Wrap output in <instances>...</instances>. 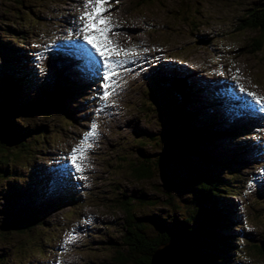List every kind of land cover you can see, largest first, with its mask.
<instances>
[{
    "label": "rangeland",
    "instance_id": "374dc122",
    "mask_svg": "<svg viewBox=\"0 0 264 264\" xmlns=\"http://www.w3.org/2000/svg\"><path fill=\"white\" fill-rule=\"evenodd\" d=\"M261 1L154 0L127 13L118 6L119 0H109L105 15H110L112 31L108 39L119 48H135L136 54L111 58L116 63L107 82L110 95L102 100L104 80L103 73L99 79L96 74L101 70L98 60H93L94 73L90 74L88 61L82 59L81 64L80 56L66 49L75 37L86 43L84 33L77 31L82 26L78 18L85 10V0H0V91L5 79L14 78L10 76L15 70L12 65L20 63L26 65L22 66L24 71L35 74L31 80L21 78L20 90L40 97L43 87L50 93L61 88L54 61L61 60L59 57L69 63L66 75L78 88L57 114L40 110L20 119L6 114L2 104L8 101L0 92V127L7 130L10 124L12 130L18 127L25 132L36 155L32 159L31 155L19 156L15 172L8 167L7 178L0 176V223L8 221L1 218L3 210L11 211L16 205L7 203L6 192H13L9 189L12 185L22 187L18 179L25 182L32 167L45 179L48 191L42 198L25 197V207L39 209L44 200L51 205L40 211L35 218L40 225L34 224L31 231L0 237L1 264H113V247H120L116 242L121 218L117 198L131 197L137 218L173 215L163 202L152 206L139 202L165 201L166 182L182 187L204 168L202 156L210 148L191 141L193 129L200 128L202 122L186 126L182 118L185 110L193 116L206 110L211 117L216 115L217 121L242 116L249 120L235 130L233 138L216 140L221 153L229 155L233 147L240 148L237 160L232 159V169L239 173L235 187L240 196H231L219 205H230L233 221L242 223H232L239 228L224 232L237 236L234 244L242 251L229 256L228 264H264V255L254 250L264 239V110L246 95L251 92L264 100V50L247 53L258 33L238 30L248 9ZM59 42L64 43L59 46ZM84 49L81 55L86 54ZM158 72L167 78L183 76L191 99L196 100L193 106L184 108L171 91L156 87ZM30 94L17 92L14 104L23 103L18 97L31 102ZM93 123L95 135L85 158L77 161L81 168L77 171L68 157ZM190 141L192 151L184 150ZM141 154L153 163L160 161L162 169L152 179L137 182L130 166ZM212 168H218L222 178L229 173L222 166ZM71 195L75 204H60ZM11 215L9 219L16 213ZM14 218L28 225L31 217ZM248 237L251 243H247Z\"/></svg>",
    "mask_w": 264,
    "mask_h": 264
},
{
    "label": "trees",
    "instance_id": "16d2710c",
    "mask_svg": "<svg viewBox=\"0 0 264 264\" xmlns=\"http://www.w3.org/2000/svg\"><path fill=\"white\" fill-rule=\"evenodd\" d=\"M153 1L154 0H119L118 6L123 8L124 12L128 13ZM238 30L254 31L258 33V39L252 41V46L250 45L247 48V53L255 54L258 51L264 50V44H261V40L264 38V0L259 2V5H254L248 9L246 16L241 20V25L238 27ZM261 46L262 48L259 49ZM54 61L59 68L60 73H57L59 77H61L62 87L51 91V93L46 92L47 87H43L44 89L40 97L32 96L30 92L25 89H19L21 78L25 77L26 80H31L33 75L35 78V74L33 72L30 73V70L24 71L22 68V66L26 67L24 63L12 65V68L19 71V74L16 73L15 75L13 72L15 70H13L10 76H14V78L5 79L1 85L2 92L0 91L3 95V100L8 101L2 104L4 108L6 107V114L13 118L20 119L26 118L40 110L52 111L56 114L62 110L65 106L64 101L72 98L78 88L72 81L68 80L66 75L67 67H65L67 63L57 58H55ZM155 77L157 79L155 83L156 87L161 86L167 88L169 92L171 91L176 100L183 104L184 108H189V105L193 106V102H196V100L191 99L190 89L183 76L177 77L172 75L167 78L163 76L161 72H158L155 74ZM33 86L34 83L31 87ZM17 92L18 94L20 93L21 96L30 94L27 96L32 98L31 102H27V99L24 97H18L23 103L16 106L14 100L16 99ZM69 116L71 115L68 114V117ZM182 118L186 121V126L192 123V121L198 123V120H201L202 122L200 128L193 129L194 137H192L191 141L194 144L200 145L201 148H203V144L210 148L206 152L207 155L202 156V161L205 163L204 168L198 169L197 175L186 180L182 187H177L174 183L166 182L164 185V193L166 195L165 201L158 198L152 202H144L145 200L139 202V204L142 203L148 206L155 205L156 202H163L173 210V215H167L166 218L161 214H154L153 216L144 215L143 217L137 218L136 214L133 212L134 206L132 202L134 201L131 197H122L124 198L122 201L118 198L116 199L115 204L117 212L121 215L117 225L120 239L116 241L119 243L117 245L120 247H113V250H115L113 252L115 256L112 258L113 264H149L150 257L154 251L160 245L169 241L182 243L185 252V264H228L229 256H233V254L237 252L238 254L242 253L241 250L236 249V245L234 244L237 236L234 233L231 235H226L224 233L228 228H239L236 224L232 223H242L233 221V210H230V205H219V202L222 200L226 201V199L231 196H240L237 187H235L236 182L239 183V173L232 169L233 164H235L234 161L237 160L235 157L240 151V148L233 147V153L229 154L231 155V157H229V155L223 152L221 153V150L217 148L216 140L224 136L227 137V139H230V137L233 138L235 136L233 134H236L234 133L235 130L240 128L247 119L223 120L220 118L217 121L216 116L213 115V117H211L206 113V110H202L199 114H196V116H193L191 112L185 110ZM8 125L7 130L0 127V176L5 179L9 174L8 167L11 168V172H15V164L21 156L31 155V157H29L30 159L36 156L33 152L35 145H32L29 139L25 138L26 133L21 132L18 127L12 130L11 125ZM25 139L27 140V144H24ZM191 141L184 145V150L192 151V149H190V146L193 145ZM140 156L139 161L131 163L130 173L137 182L148 181L152 179L156 171H160V168L162 169L161 162L157 161L153 163L149 161V157L144 156L142 158V154ZM232 159H234V161ZM211 166H222L228 169L229 173L225 174L224 178H222L218 168L211 169ZM30 169L31 168H25L24 170ZM31 170L29 175H25V182L18 179V181L23 183V185H21L22 187L12 185L9 188L10 191H13L11 193L12 195L6 192L4 196L8 201L7 203L16 202V205L11 211L5 209L2 212L4 216L1 218L8 219V221L5 220L0 223L1 238L6 234H23L31 231L34 224L40 225L39 221L35 219L39 217L40 211H42L43 208H51L48 201L44 200L40 202L39 209L41 210L26 209L25 206L27 203L23 202L25 197L29 200L42 198L45 192L48 191L46 187L47 183H45V179L37 173V169H33L32 167ZM36 173L39 175L38 177H36ZM241 183L244 185L245 179L241 180ZM176 197L177 199H175ZM75 203L76 200L73 195L66 196L64 201L60 202V204L69 205ZM183 209H185L184 215L181 214V210ZM24 210L30 212L26 213ZM45 210L46 209H44V211ZM13 212L14 214L16 213L14 217L18 216L21 218L30 216L31 218L27 223L28 225H22L16 221L14 217L9 219L8 217L12 216L11 214H13ZM180 214L183 218L180 217ZM251 242L252 239L248 237L247 243ZM254 250L256 254H262L257 245L254 246ZM8 256L7 260L9 259ZM3 261V257L0 256V264ZM230 262L232 263L233 261Z\"/></svg>",
    "mask_w": 264,
    "mask_h": 264
},
{
    "label": "snow or ice",
    "instance_id": "6c2138e0",
    "mask_svg": "<svg viewBox=\"0 0 264 264\" xmlns=\"http://www.w3.org/2000/svg\"><path fill=\"white\" fill-rule=\"evenodd\" d=\"M109 0H85L84 12L78 18L82 22V26L77 29L79 32L84 33L85 42L91 46L95 54L99 56L103 62L105 71L103 72L104 83L101 87L104 89L100 99L106 100L110 95L108 91V81L111 79L110 73L112 72L114 61L112 57H128L131 58L136 54L135 48L123 49L114 45L112 41L108 39V33L112 31L110 15H105L108 11L106 5ZM243 92L244 89L241 88ZM247 96L252 97L256 104L261 106L264 110V100L255 97L251 92L246 93ZM96 125L93 123L89 130L85 131L84 137L81 138L80 144L71 150V154L68 159L71 161L72 166L80 171L81 168L77 163L78 160L85 158L87 148L91 147L89 143L91 137L95 135ZM87 145V147L85 146Z\"/></svg>",
    "mask_w": 264,
    "mask_h": 264
},
{
    "label": "water",
    "instance_id": "95a60500",
    "mask_svg": "<svg viewBox=\"0 0 264 264\" xmlns=\"http://www.w3.org/2000/svg\"><path fill=\"white\" fill-rule=\"evenodd\" d=\"M258 248L264 255V239L258 242ZM184 246L177 241L160 245L150 257L149 264H185Z\"/></svg>",
    "mask_w": 264,
    "mask_h": 264
},
{
    "label": "bare ground",
    "instance_id": "6f19581e",
    "mask_svg": "<svg viewBox=\"0 0 264 264\" xmlns=\"http://www.w3.org/2000/svg\"><path fill=\"white\" fill-rule=\"evenodd\" d=\"M130 6V5H129ZM254 18V17H253ZM238 25V24H237ZM64 42H59V46L60 45H62ZM83 47H86V50H85V52H86V54L85 55H81L80 54V52H81V50H82V48ZM66 49H71V51H72V53H74L75 55H78V56H80L79 58V62H81V64H83V62H82V59H84V60H87L88 62L87 63H89L88 65H90L88 68H89V70H90V74H93L94 73V70L92 69V62H93V60L96 58L97 60H98V63L97 64H99V66H100V68H101V70H100V72H96V74H98V79L99 78H101V74L103 73V71H102V62H101V60L98 58V57H96V56H94V54L92 53V51H91V49L89 48V46L86 44V43H84V42H82V40H81V38L79 39L78 37H75L74 38V40H73V42L72 43H70L69 45H68V47H66ZM96 64V65H97ZM72 65H74V64H72ZM62 66V65H61ZM91 67V68H90ZM64 70V69H63ZM88 70V71H89ZM165 82V81H164ZM177 89V88H176ZM222 91V90H221ZM223 92V91H222ZM224 93V92H223ZM209 99V98H208ZM183 100V99H182ZM229 102V101H228ZM236 104V103H235ZM259 121V120H258ZM172 138V137H171Z\"/></svg>",
    "mask_w": 264,
    "mask_h": 264
},
{
    "label": "clouds",
    "instance_id": "9594fccd",
    "mask_svg": "<svg viewBox=\"0 0 264 264\" xmlns=\"http://www.w3.org/2000/svg\"><path fill=\"white\" fill-rule=\"evenodd\" d=\"M69 70V69H68Z\"/></svg>",
    "mask_w": 264,
    "mask_h": 264
}]
</instances>
